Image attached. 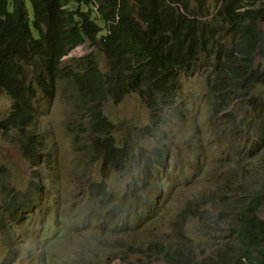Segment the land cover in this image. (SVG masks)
I'll return each mask as SVG.
<instances>
[{
    "label": "rangeland",
    "instance_id": "rangeland-1",
    "mask_svg": "<svg viewBox=\"0 0 264 264\" xmlns=\"http://www.w3.org/2000/svg\"><path fill=\"white\" fill-rule=\"evenodd\" d=\"M208 7L209 20L224 35L222 42L230 45L232 34L215 20L217 1L209 0ZM259 26L264 31V19ZM90 53L97 56L101 68L108 65L99 46L89 41L72 49L63 62L72 70H82V59ZM215 72L209 60L184 71L178 99L181 111L166 108L162 123L136 93L119 103L107 102L103 111L115 125L111 136L114 140L124 136L134 148L127 149L119 168L112 165L106 170L93 149L89 124L80 119L83 109L78 108L83 102L74 86L61 81L52 97L37 89L30 100L37 120L29 134L38 135L45 146L37 171L41 190L32 185L35 169L23 158L18 135L0 129V209L17 215L21 197L34 203L39 193L43 206L15 222L11 235L0 229V264H169L141 251L160 238L194 250L201 258L204 252L211 253L204 219L219 222L220 230L228 232L233 223L228 212L232 207L237 211L242 194L254 187L253 179L264 176V151L248 152L256 137L244 144L231 130L243 131L255 110H249L247 98L237 96L227 110L214 106L219 99L213 88ZM257 88L255 93L264 98V81ZM12 107L13 100L0 90V123ZM245 138L243 132L240 139ZM159 147L167 150L165 165L157 162ZM241 149L244 155L238 153ZM139 160H144L146 175L137 169ZM233 176L240 182L231 189ZM131 180H137L134 191ZM219 194L231 196L227 199L231 207ZM116 205L129 209L120 210L112 220ZM187 208L190 216H180ZM199 208L204 209L201 216ZM258 215L264 218V204Z\"/></svg>",
    "mask_w": 264,
    "mask_h": 264
},
{
    "label": "trees",
    "instance_id": "trees-1",
    "mask_svg": "<svg viewBox=\"0 0 264 264\" xmlns=\"http://www.w3.org/2000/svg\"><path fill=\"white\" fill-rule=\"evenodd\" d=\"M216 1L215 20L232 34L230 45L222 42L224 35L209 20V0H0V90L14 99V113L0 128L5 134L9 129L23 132L32 119L30 100L37 96V89L52 97L56 86L68 81L83 102L78 109H83L82 120L92 126L94 147L104 155L106 170L121 148L111 136L114 125L104 115L103 106L136 93L162 123L166 108L181 111L178 99L183 72L208 60L216 71L213 88L220 93L219 106L228 108L230 93L237 92L247 98L249 110H255L249 120H258L264 116V98L255 93L264 81V31L259 26L264 19L263 0ZM83 5L86 8L81 10ZM87 41L99 46L108 65L101 68L97 56L90 53L82 59V70H72L64 64V57ZM262 124L252 147L259 150L252 154L264 151V120ZM33 139L24 143V155L38 166L42 144L38 147ZM165 155L159 147V164ZM143 163L137 161V169L146 175ZM253 180L254 187L242 194L244 200L237 211L232 207L228 212L233 219L228 232L220 230L219 222L204 219L211 253L203 251L201 258L167 238L155 239L141 251L169 264H264V218L258 215L264 204V176ZM238 182L233 176L231 189ZM230 197L218 195L227 206ZM125 209L116 205L112 213L116 216ZM18 210L12 216L13 210L0 209V229L7 235L15 231L14 221L21 219L23 209ZM203 210L199 208L200 216ZM180 216H190L189 209Z\"/></svg>",
    "mask_w": 264,
    "mask_h": 264
},
{
    "label": "clouds",
    "instance_id": "clouds-1",
    "mask_svg": "<svg viewBox=\"0 0 264 264\" xmlns=\"http://www.w3.org/2000/svg\"><path fill=\"white\" fill-rule=\"evenodd\" d=\"M230 84H232V83H229V85ZM132 94H135V93H132ZM128 95H131V94H128ZM217 95H218V97H219V99H220V93L219 92H217ZM233 95V96H232ZM235 96H237V97H241V98H246V97H244V96H240L237 92H231L230 93V98H233V97H235ZM10 98V97H9ZM11 99V98H10ZM218 99V100H219ZM11 100H13V105H14V99H11ZM231 100V99H230ZM230 100L228 101V103H226V105H228L229 104V102H230ZM144 101V100H143ZM112 103H115V102H113V101H111ZM145 102V101H144ZM146 103V102H145ZM147 104V103H146ZM217 101L214 103V106H217ZM148 105V104H147ZM219 105V104H218ZM230 107V106H229ZM228 107V108H229ZM219 108L222 110L223 108H224V106H219ZM228 108H226V110L228 109ZM103 109H104V106H103ZM33 110V112H32V119H31V121H30V123L24 128V131L23 132H19V131H17V130H14V129H9V132L7 133V134H9V133H12V132H15L17 135H18V139H19V141H20V143H21V148H22V154H23V158L31 165V167L33 168V169H35V170H33V182H32V185L40 192V190H41V185H40V177L37 175V171H38V168L42 165V163H43V161H44V149H45V146H44V143H43V141L41 140V138L38 136V135H34V134H29V129L34 125V123L36 122V120H37V111L36 110H34V109H32ZM14 113V111H13V107H12V111L10 112V114L7 116V118H6V120H8L11 116H12V114ZM103 113H104V111H103ZM104 115H105V113H104ZM258 118V120H249V118H248V120H247V122H246V125H245V128H244V130L243 131H239V130H235V129H233V128H231V130H232V133H234V134H236L237 136H238V139L240 140V142H242L243 143V140H241L240 139V135L243 133V132H245L246 133V138H245V140L246 141H250L251 140V138L253 137V136H255L256 137V134H257V132H258V130L261 128V126L263 125L262 123H263V120H264V116H258L257 117ZM80 119L82 120V114L80 115ZM83 121H85V122H87L88 123V121L87 120H83ZM4 122V121H3ZM112 123V122H111ZM89 124V123H88ZM113 124V123H112ZM114 125V124H113ZM89 127H90V134L93 136V149L96 151V153H97V155H98V158L102 161V165H103V162H105V158H104V155L101 153V150H99L98 149V151H97V149L94 147V144H95V134L93 133V131H92V126L91 125H89ZM114 127H115V125H114ZM1 130H3L2 128H0ZM161 132V131H160ZM159 132V133H160ZM3 134H5L4 132H3ZM78 136V135H77ZM29 138H34L33 139V143L35 144V145H37L38 147H40L39 145L40 144H42V147H41V150L39 151L40 152V154H41V156H42V161H41V163L38 165V166H33L26 158H25V155H24V143H29ZM258 139L256 138V141H257ZM115 141H116V143L118 144V147L119 148H121V151H120V154L118 155V157L115 159V161L113 162V163H109L108 164V167H110V166H115L116 168H119L120 167V165H122V163H123V161H124V157H125V153L127 152V149H129L130 147H132V148H134L133 146H130L129 145V142L127 141V139L123 136V137H120V138H118V139H115ZM254 144H255V142H254ZM254 144L250 147V149H252V147L254 146ZM250 149H248V152H249V154H252L253 152H256V151H258L259 149H252V150H250ZM31 151H34V150H31ZM166 151V155H167V150H165ZM241 152H243V150L241 149L240 150ZM99 152V153H98ZM243 154H244V152H243ZM166 155H165V158L163 157V162L162 163H165V160H166ZM162 163H160V165H163ZM165 165V164H164ZM108 179H107V177L105 178L104 177V181H103V183H105L106 181H107ZM136 184H137V180H131V182H130V184H129V186H130V188L134 191V189H135V186H136ZM106 193V192H105ZM43 206V200H42V198H41V195H40V193L38 194V200L36 201V202H34V203H31L30 202V199H24L23 197H21V199H20V205H19V207L18 208H22L23 209V214H22V216H21V219L19 220V221H14V222H21L22 220H24V218L25 219H27L29 216H28V213H35L36 211H39L40 209H41V207ZM118 215H114L113 213H112V210H111V217H112V220H116V217H117Z\"/></svg>",
    "mask_w": 264,
    "mask_h": 264
}]
</instances>
